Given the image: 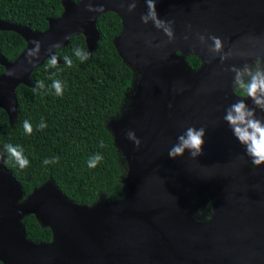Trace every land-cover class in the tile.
Listing matches in <instances>:
<instances>
[{
	"label": "water",
	"instance_id": "95a60500",
	"mask_svg": "<svg viewBox=\"0 0 264 264\" xmlns=\"http://www.w3.org/2000/svg\"><path fill=\"white\" fill-rule=\"evenodd\" d=\"M89 2L103 10L89 11ZM131 2L62 0L63 12L48 20L44 32L0 20V31L16 33L26 44L13 62L0 57V108L10 122L17 114L16 89L31 86L35 69L74 36L82 34L92 52L99 39L96 21L107 12L121 19L115 47L137 75L130 111L107 123L127 164L121 199L77 205L50 181L24 198L0 153V262L264 264V164L252 163L223 119L237 100L254 107L251 98L234 93L235 74L229 69L264 65V0H155L158 17L173 22L171 41L151 20L141 21L148 11L145 0H135L136 9L129 12ZM210 35L233 53L223 63L210 51ZM34 39L42 47L29 63ZM56 43L59 47H52ZM190 56L199 58V69H190ZM256 115L264 119L258 108ZM188 127L205 129L202 154L193 159L186 150L170 158L169 150ZM129 131L141 141L139 148L127 138ZM203 194L212 210L206 221L187 210ZM30 214L50 229V242L27 239L22 221Z\"/></svg>",
	"mask_w": 264,
	"mask_h": 264
},
{
	"label": "trees",
	"instance_id": "16d2710c",
	"mask_svg": "<svg viewBox=\"0 0 264 264\" xmlns=\"http://www.w3.org/2000/svg\"><path fill=\"white\" fill-rule=\"evenodd\" d=\"M62 12V0H0L1 21L35 32H44L48 20L58 18ZM96 28L99 39L92 52H87L82 34L74 36L65 47L55 50V68H49L46 60L32 73L31 86L20 85L16 89L17 114L13 122L0 108V153L24 198L49 181L77 205L92 206L100 198L112 203L126 194L123 179L127 164L115 147L107 122L120 114L137 75L115 47V39L122 31L120 17L114 12L102 14ZM25 47L18 34L0 31V57L13 62ZM76 48L89 58L81 62L75 55ZM65 56L71 58L72 67L66 65ZM186 62L192 70L201 66L196 56L187 57ZM3 72L0 65V75ZM53 79L63 83L62 96H57L51 87ZM39 81H43L44 88L36 87ZM234 93L246 97L242 89L236 88ZM25 120L32 124L31 135L24 131ZM42 120L47 127L40 129ZM7 144L24 149L30 161L28 167L19 168L7 152ZM94 154L102 155L103 160L90 168L87 162ZM46 158L58 161L45 165ZM206 199L203 212L197 214L202 221L210 219L212 213L207 196ZM22 222L30 241H51L50 229L40 226L33 215H27Z\"/></svg>",
	"mask_w": 264,
	"mask_h": 264
},
{
	"label": "clouds",
	"instance_id": "9594fccd",
	"mask_svg": "<svg viewBox=\"0 0 264 264\" xmlns=\"http://www.w3.org/2000/svg\"><path fill=\"white\" fill-rule=\"evenodd\" d=\"M147 4L148 11L146 14L141 16V21L147 24L149 20L153 22L154 27L161 29L163 33L169 38V40L175 39L174 32L172 30V21L161 20L158 17L155 7V0H145ZM136 2L132 0L129 3L127 10L133 12L136 9ZM87 8L89 11L100 12L103 9L101 7H94L91 2L88 3ZM187 38V37H185ZM201 44L206 43L204 35H197ZM211 40L210 51L213 54H218L220 60L223 63L229 59L233 53L231 50L224 52V44L221 38L210 35L207 37ZM32 48L29 49L27 56L29 58V63H32L34 58L39 57V53L42 47V42L40 40H32ZM52 47H59V43L54 44ZM76 57L81 61H86L89 55L83 50L76 48L74 50ZM65 63L68 67H72V60L68 56L64 57ZM58 63V58L53 54L48 59L47 66L49 68H55ZM233 72L234 82L233 87L243 90V93L251 98L254 107H249L245 103L244 99L237 100L235 103L231 104L226 110L223 119L227 122L232 130L235 138L240 142L245 148V153L251 158L252 163L255 165L264 164V119L258 118L256 115V109L264 111V65L260 62L257 66L245 64L243 68H237L232 66L229 69ZM10 76L13 75L12 72L8 73ZM247 77V79H245ZM51 78V77H50ZM37 88H44L45 85L43 81L37 83ZM51 87L55 90L57 96L63 95L64 85L58 79H53ZM40 129L47 127L46 123L42 120L38 125ZM23 128L25 133L31 135L33 132L32 124L25 120L23 122ZM206 131L203 127L197 129L195 127H188L185 132L178 136L177 143H175L169 150V157L175 159L176 157L183 156L187 150L190 153L191 158L195 159L200 156L203 151L204 137ZM127 138L131 140L137 148L140 147L141 141L136 137L135 133L129 131L127 133ZM101 146H103V141H101ZM7 152L19 168L24 169L29 166L30 161L24 155V149L19 145L7 144L5 145ZM103 160V156L100 154H94L88 159V166L94 168ZM58 158H53L52 160L45 159L43 163L48 165L50 163H55Z\"/></svg>",
	"mask_w": 264,
	"mask_h": 264
},
{
	"label": "rangeland",
	"instance_id": "374dc122",
	"mask_svg": "<svg viewBox=\"0 0 264 264\" xmlns=\"http://www.w3.org/2000/svg\"><path fill=\"white\" fill-rule=\"evenodd\" d=\"M248 65H252L253 66V64H248ZM245 79H247V77H245ZM232 87H233V84H232ZM233 88H235V87H233ZM133 96H134V91H133V89H131L130 92L128 93V95H127V98L125 100V103H124L122 109L120 110V112L123 111L122 113H126V112L128 113L130 111V109H131V104L130 103H131V100H132ZM204 198H206V195L203 194L202 197L198 198L197 201H199L200 199H204ZM191 203H189L187 205V208H188L187 210L190 212V214L193 217L200 218L197 214H198V211L199 212H203V206H204V204H200L199 203L200 204V206L198 207L199 210H197L196 208L193 207V205Z\"/></svg>",
	"mask_w": 264,
	"mask_h": 264
},
{
	"label": "flooded vegetation",
	"instance_id": "af4514ba",
	"mask_svg": "<svg viewBox=\"0 0 264 264\" xmlns=\"http://www.w3.org/2000/svg\"><path fill=\"white\" fill-rule=\"evenodd\" d=\"M255 66H257V62H255L254 64H253V67H255ZM235 90H236V87H235ZM249 168L250 169H253L254 168V165H249ZM198 200V199H197ZM197 200H194V201H192V205H193V207L194 208H196L197 210H199L198 209V207L200 206V204H204V203H206L208 200L206 199V198H204V199H200L199 201H197ZM200 203V204H199ZM199 212V211H198ZM206 215V214H205Z\"/></svg>",
	"mask_w": 264,
	"mask_h": 264
}]
</instances>
